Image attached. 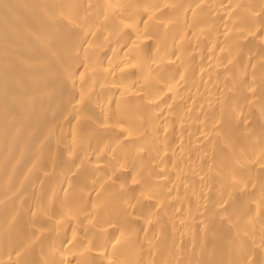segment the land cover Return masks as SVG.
Listing matches in <instances>:
<instances>
[{
    "label": "bare ground",
    "instance_id": "1",
    "mask_svg": "<svg viewBox=\"0 0 264 264\" xmlns=\"http://www.w3.org/2000/svg\"><path fill=\"white\" fill-rule=\"evenodd\" d=\"M0 264H264V0H0Z\"/></svg>",
    "mask_w": 264,
    "mask_h": 264
}]
</instances>
